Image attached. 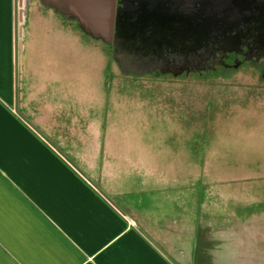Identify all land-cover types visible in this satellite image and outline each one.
<instances>
[{
	"label": "flooded vegetation",
	"instance_id": "af4514ba",
	"mask_svg": "<svg viewBox=\"0 0 264 264\" xmlns=\"http://www.w3.org/2000/svg\"><path fill=\"white\" fill-rule=\"evenodd\" d=\"M36 15L42 19L35 20ZM16 39L15 104L30 123L38 105L56 98L60 83L67 86L69 79L75 81L79 77L86 84L91 55L99 60L94 99L74 101L67 97L52 113L53 125L45 135L108 198L136 202V196L157 195L202 178L214 184L264 183V177L212 180L202 166L209 150L224 155L227 165L237 164L241 154L256 160L254 155L262 153L264 148L251 144L264 139V58L236 66H226L216 58L198 69L177 73L127 69L114 59L112 45L86 34L76 20L61 15L40 0L26 2L21 20L16 8ZM35 75L48 76L38 87L43 93L19 108ZM61 75L63 82L59 81ZM92 122L98 124V151L93 165L81 150L86 128ZM139 145L152 165L156 154H168L179 155L201 167L191 174L186 166L172 177L169 170L156 173L139 163L114 165L115 154L139 152ZM244 210L227 218L215 212L211 215V228H197L193 222L188 233L196 235L199 242L202 237L206 247L213 241L220 250L227 245L221 243L224 235L233 247V258L236 255V260H243V250L250 245L246 235L252 229L258 231L264 221V208L255 217Z\"/></svg>",
	"mask_w": 264,
	"mask_h": 264
},
{
	"label": "water",
	"instance_id": "95a60500",
	"mask_svg": "<svg viewBox=\"0 0 264 264\" xmlns=\"http://www.w3.org/2000/svg\"><path fill=\"white\" fill-rule=\"evenodd\" d=\"M28 0H17L18 19ZM61 15L76 20L88 35L112 45V54L119 64L131 70H161L174 73L191 71L216 58L226 66H236L264 58V0H40ZM42 19L35 16V20ZM51 18L47 19L50 20ZM99 60H89V79L76 77L67 86L60 83L57 96L36 107L31 120L44 135L53 125L52 113L63 100L94 99L100 74ZM55 76H53L52 80ZM47 75L33 76L26 99L35 100L43 93L38 89ZM60 82L64 81L61 75ZM56 92H54L55 94ZM98 124L89 123L81 150L94 164L98 151ZM91 136V137H90ZM90 137V138H89ZM264 148V139L256 144ZM255 159L246 153L237 157V164L227 165L225 156L216 150L206 152L204 172L212 180L227 181L264 177V149ZM114 165L142 164L156 173L169 170L172 177L186 166L192 171L201 167L179 155L156 154L154 164L140 152L114 155ZM250 161H257L249 165Z\"/></svg>",
	"mask_w": 264,
	"mask_h": 264
},
{
	"label": "crops",
	"instance_id": "0c3cea01",
	"mask_svg": "<svg viewBox=\"0 0 264 264\" xmlns=\"http://www.w3.org/2000/svg\"><path fill=\"white\" fill-rule=\"evenodd\" d=\"M16 1L0 0V171L18 195L13 210L0 211V264H176L170 250L119 201L98 192L55 155L36 149L32 154L23 145L17 135L23 122L12 112ZM252 230L243 260L233 258L231 244L220 250L212 241V264H264V221Z\"/></svg>",
	"mask_w": 264,
	"mask_h": 264
},
{
	"label": "rangeland",
	"instance_id": "374dc122",
	"mask_svg": "<svg viewBox=\"0 0 264 264\" xmlns=\"http://www.w3.org/2000/svg\"><path fill=\"white\" fill-rule=\"evenodd\" d=\"M12 112L23 122L19 123L21 128L17 130V135L29 153H36L33 152L36 149L39 154L43 150L44 153L55 155L60 159L59 161L75 170L80 178L104 194L82 168L75 166L46 135L21 115L15 102L12 104ZM134 145L137 150V140L134 141ZM139 152L145 156L147 154L140 145ZM194 172L192 171L191 174ZM5 180H8L7 177L0 171V211L13 210L15 203L18 202L15 198L18 195L11 193ZM263 188V182L250 185L214 184L202 178L199 182L173 187L157 195H144L139 198L136 196L134 204L126 199L120 204L139 217L141 224L145 225L143 227H147L154 235L156 243L170 250V258L174 263L212 264L211 249L206 252L202 237L199 242L196 235L188 233L192 228L191 223H196L197 228H211L213 213H220L222 218H227L230 214L239 215L240 212L245 211L244 209L255 217L264 208ZM129 220L132 222L130 218ZM224 220L225 223H229L228 219Z\"/></svg>",
	"mask_w": 264,
	"mask_h": 264
},
{
	"label": "trees",
	"instance_id": "16d2710c",
	"mask_svg": "<svg viewBox=\"0 0 264 264\" xmlns=\"http://www.w3.org/2000/svg\"><path fill=\"white\" fill-rule=\"evenodd\" d=\"M52 142H53V141H52ZM53 143H54V142H53ZM54 144H55V143H54ZM211 219H212V218H211ZM222 240H223V241H222ZM205 242H206V241H205ZM206 243H207V242H206ZM221 243H222V244H225V243L228 244V243H229V242L227 241V239H226V236L223 235V237H222V239H221ZM209 244H210V245H208V246L206 247V252H209V250L211 249V254H212V245H211L212 243L209 241ZM222 253H223V252L220 251V254H222ZM223 254H224V255H228L227 252H224Z\"/></svg>",
	"mask_w": 264,
	"mask_h": 264
}]
</instances>
